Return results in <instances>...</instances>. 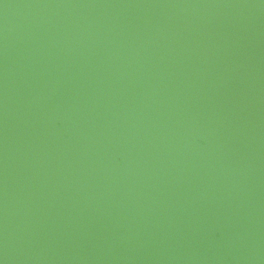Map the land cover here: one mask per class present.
I'll use <instances>...</instances> for the list:
<instances>
[{"label": "water", "instance_id": "water-1", "mask_svg": "<svg viewBox=\"0 0 264 264\" xmlns=\"http://www.w3.org/2000/svg\"><path fill=\"white\" fill-rule=\"evenodd\" d=\"M0 264H264V0H0Z\"/></svg>", "mask_w": 264, "mask_h": 264}]
</instances>
